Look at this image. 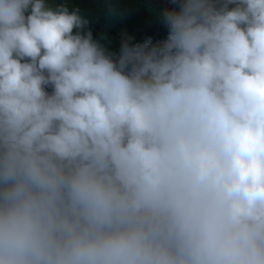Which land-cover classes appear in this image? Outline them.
I'll use <instances>...</instances> for the list:
<instances>
[{"label":"clouds","instance_id":"obj_1","mask_svg":"<svg viewBox=\"0 0 264 264\" xmlns=\"http://www.w3.org/2000/svg\"><path fill=\"white\" fill-rule=\"evenodd\" d=\"M157 16L0 0V264H264V0Z\"/></svg>","mask_w":264,"mask_h":264},{"label":"trees","instance_id":"obj_2","mask_svg":"<svg viewBox=\"0 0 264 264\" xmlns=\"http://www.w3.org/2000/svg\"><path fill=\"white\" fill-rule=\"evenodd\" d=\"M175 7L176 0H166ZM79 8L90 21L93 35L110 50L117 51L123 38L130 43H153L166 39L167 26L157 16L163 9L145 0H50Z\"/></svg>","mask_w":264,"mask_h":264},{"label":"water","instance_id":"obj_3","mask_svg":"<svg viewBox=\"0 0 264 264\" xmlns=\"http://www.w3.org/2000/svg\"><path fill=\"white\" fill-rule=\"evenodd\" d=\"M146 1L155 5L156 7L163 9V10H165V9L171 10L174 8L165 0H146Z\"/></svg>","mask_w":264,"mask_h":264}]
</instances>
